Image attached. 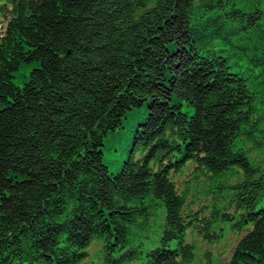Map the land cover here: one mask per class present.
<instances>
[{
	"label": "trees",
	"instance_id": "16d2710c",
	"mask_svg": "<svg viewBox=\"0 0 264 264\" xmlns=\"http://www.w3.org/2000/svg\"><path fill=\"white\" fill-rule=\"evenodd\" d=\"M225 222L264 264V0H0V264H193Z\"/></svg>",
	"mask_w": 264,
	"mask_h": 264
},
{
	"label": "rangeland",
	"instance_id": "374dc122",
	"mask_svg": "<svg viewBox=\"0 0 264 264\" xmlns=\"http://www.w3.org/2000/svg\"><path fill=\"white\" fill-rule=\"evenodd\" d=\"M29 71V66L22 68L21 72L17 73L16 77L14 78L15 83L19 86H23L24 75H29ZM183 110L189 113V115H192L195 109L193 106L185 103ZM129 142H131V140ZM107 144L108 146L105 149L104 160L109 165L111 173H115L119 171L122 160H124V158L127 156L129 146H126V148H121L118 143H110L108 140ZM203 194H201V196H203ZM225 202L227 203L228 201L225 200ZM232 212H236L234 208H232ZM236 215L238 217L239 212H236ZM221 225L224 232L223 237L219 240V242H216L214 244L203 242L202 236H199L197 233L190 234L189 239L196 242L197 244L196 258L193 264H222L227 258H229L232 250H234L236 243L239 241L242 235H244L245 231L237 230L232 226L231 222H225ZM152 245L153 244L149 242L146 247L150 248L152 247ZM208 250H211L212 252L211 263H208V259L204 254ZM88 261L89 262H85L84 264L100 263L98 250H91ZM138 263L139 262H137L136 264Z\"/></svg>",
	"mask_w": 264,
	"mask_h": 264
}]
</instances>
